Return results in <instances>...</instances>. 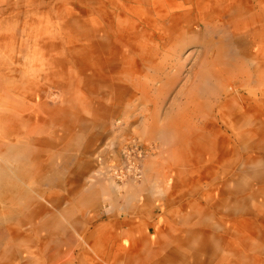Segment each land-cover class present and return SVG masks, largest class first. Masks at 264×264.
Returning a JSON list of instances; mask_svg holds the SVG:
<instances>
[{"label": "rangeland", "instance_id": "rangeland-1", "mask_svg": "<svg viewBox=\"0 0 264 264\" xmlns=\"http://www.w3.org/2000/svg\"><path fill=\"white\" fill-rule=\"evenodd\" d=\"M228 2L231 6H239L245 14L231 20L229 14H220L215 0L204 1L200 6L187 3V0H0V94L6 96L4 88L10 83L20 87V93L11 103L15 106L16 116L21 110L26 113L31 108H38L43 114L55 113L56 118L61 119L65 112L61 108L65 107L67 112L84 119L86 128L75 126L74 134L83 131L86 140L70 154L83 158L91 155L90 160L95 161L96 167L86 177L92 179L108 174L112 178L114 166L122 158L117 141L124 136L103 135L102 130L92 128L88 123L90 117L82 93L86 89L90 30L96 40V61L109 57L116 47L120 53L128 50L133 55L137 46L145 53L155 55L157 62L165 65L166 58L175 50L170 38L166 39V34H163L164 29L180 25V31L189 30L190 20H197L196 24L213 21L219 27L226 23L225 27L231 28L235 36L248 39L254 52L264 54V18L261 23H254L253 19L259 12L254 0ZM177 3L185 6L178 9L175 7ZM223 5L228 11V4ZM183 12L191 15L186 17ZM246 19L250 23L240 24ZM159 24L162 27L159 28ZM173 31L178 33L174 29L171 33ZM201 35L187 33L186 45L178 49L185 77L166 97L160 111L162 117L172 102L190 88V80L204 54L214 50L202 42ZM221 35L223 33H215L216 42L213 44L221 45ZM166 65L165 70H171ZM245 65L240 60L237 66L241 69L234 72L239 76L236 82L242 97L240 105L251 113L264 109V95L261 93L264 86L260 90L255 83L253 86H247L246 82L243 84L240 75L244 80ZM107 70L116 71L115 74L120 72L112 66ZM143 74L137 75L142 77ZM75 75L81 79L79 93L74 90ZM31 92L34 94L32 98L29 97ZM227 111L234 119L236 114L232 109ZM208 112L211 113L210 110ZM12 117L8 118L10 133L15 131L17 124L21 125ZM210 122L223 124L216 118ZM63 128L58 125L59 131ZM132 137H136L133 147H136L138 139L140 144L142 141L147 144L155 138L149 134ZM253 137L259 140L256 146L249 144ZM168 142L165 147L153 149V154L148 157L149 162L162 163L160 178H166L163 188L167 192L145 191V177L139 179L136 183L141 190L136 193L135 202L138 206L142 201L146 204L141 207L143 214L140 211L138 217L132 219L135 224L129 221L133 215L119 208H115L111 215L105 211L104 205L96 212L85 210L86 218L99 217L98 220L94 218V226L90 225L92 230L111 225L118 231L117 240L113 242L102 232L95 233L93 239L81 247L77 244L78 233L74 227L72 233L76 244L74 242L65 263L106 264L104 252L108 250L107 241L115 248L117 264H127L132 260L139 262L147 256L150 257L149 264H155L173 252L185 256L188 259L186 264L194 263L198 252L207 261L211 260L208 264H264V136L212 131L182 133ZM149 152L150 149L146 153V149L140 147L133 156L140 162ZM77 164V160L72 159L67 172L74 171ZM165 171L169 175H165ZM74 181L78 178L73 176L72 190L76 187ZM117 181L122 195L125 194L127 181ZM3 221L8 225H2ZM16 221L17 217L11 213L0 217V264L63 262L47 258L46 253L52 248L51 240L48 243L45 238L47 232L35 231L30 225ZM119 221L123 222L122 228H119ZM28 239L32 243L24 242ZM172 264H182V258Z\"/></svg>", "mask_w": 264, "mask_h": 264}, {"label": "bare ground", "instance_id": "bare-ground-1", "mask_svg": "<svg viewBox=\"0 0 264 264\" xmlns=\"http://www.w3.org/2000/svg\"><path fill=\"white\" fill-rule=\"evenodd\" d=\"M204 1L212 2L187 0V3L200 6ZM254 2L259 12L253 20L255 24H259L264 18V0ZM223 4H228V11ZM184 6L183 3L175 4L178 9H183ZM215 7L220 14H229L231 20H236L241 13L245 14L243 9L241 12L239 6H231L228 0H215ZM183 14L186 17L191 15L188 12ZM190 21L192 25L189 30L180 31L178 29L180 25L164 29L163 34H166V39L170 38L175 50L165 60V65L168 63L166 66L171 68L168 71L165 70L163 62H157L155 55L145 53L137 46L133 55L128 50L120 53L119 47H116L114 52L109 53V57L96 61V40L92 29L89 32L86 89L82 93L86 112L90 117L88 123L92 128L102 130L103 135L124 136L122 140L117 141L122 158L114 166L112 178L108 174L92 179L86 177L96 167L95 161L90 160L91 155L83 158L77 154H70L72 149L80 148L86 140L83 131L74 134L75 126L81 125L83 129L86 128L84 119L78 118L75 113L67 112L65 107L61 108L65 111L61 119L56 118L55 113L43 114L38 108L25 109L24 111L28 110L26 113L21 110L22 112L19 111L16 116L15 106L11 103L14 96L20 93V87L10 83L4 88L6 96L0 94V217H7L11 213L17 217V223L28 224L35 231L47 232L45 238L48 243L51 240L53 248H51L53 251L49 250L46 253L49 260L53 262L63 260L61 264H67L66 257L72 252L71 247L75 242L72 233L74 227L78 233L77 244L80 246L91 241L95 233L101 232L104 236L110 237L108 239H113V242L117 240L118 231L111 225L107 227L105 224L92 230L93 220H98L99 217L86 218L85 210L96 212L104 205L105 211L111 215L115 208H119L126 214L133 215L129 221L135 224L132 219L137 218L140 211L143 214L141 207L146 204L142 201L138 206L135 202L136 193L141 190L136 182L145 177V191L150 193L157 191L161 194L167 192L163 188L166 186V178H160L162 163L149 162L148 157L153 154V149L167 146L169 140L182 133L202 134L221 131L264 136V109L251 113L243 110L240 105L242 97L239 95L240 90L236 82L239 76L234 72L241 69L237 66L241 60L247 67L244 70V80L240 75L243 84L253 86L255 83L261 90L264 86V54L254 52L248 39L235 36L231 28L225 27L226 23L219 27L217 22L213 21L201 24L200 21L196 24L197 20ZM241 22L240 24L245 25L250 23V20ZM90 24L92 25V22ZM158 27L162 25L159 24ZM173 29L178 30V33L175 31L171 33ZM191 32L202 34L200 36L202 42L214 47V50L204 54L190 80V88L172 102L169 111L162 117L160 111L166 97L185 77L184 66L177 52L186 45V34ZM215 33H223L219 38V40L223 38L221 45L213 44L216 42L213 37ZM203 37L210 39L207 41ZM97 44L100 47L99 42ZM110 66L124 72L125 75L120 72L115 74L116 71L108 72L107 68ZM142 73H144L142 77L137 75ZM80 80L79 75H75L74 90L78 93L81 91ZM261 93L264 95L263 90ZM29 97H34V94L31 92ZM228 108L236 114L234 122L229 115L231 113L227 111ZM9 116L21 122V125H16L13 133L8 131ZM214 118L223 124L211 123ZM26 123H30L29 127ZM60 124L64 127L62 131L58 130ZM136 134H149L155 138L147 144L143 141L140 144L141 141L138 139L136 147H133L136 137L132 136ZM255 138L249 141L251 146L259 144V140ZM140 147L146 149V153L148 149L151 152L139 162L133 156V152L137 153ZM72 159L77 160L78 164L74 171L67 172ZM164 174L169 175L166 171ZM262 175L264 176V171ZM73 176L78 178V181H74L76 187L72 190ZM88 178V181L84 180ZM120 179L128 183L126 187L128 189L123 195L117 181ZM3 224L8 225L7 221H3ZM118 225L122 228L123 222L119 221ZM24 242L32 243V240ZM110 245L106 241L108 249L104 252L106 264H117L115 248ZM153 254L155 255V252ZM184 257L173 252L155 264H172L180 258L182 264H186L188 259ZM149 259L147 256L144 260L139 262L132 260L127 264H149ZM210 261L198 252L192 264H208Z\"/></svg>", "mask_w": 264, "mask_h": 264}]
</instances>
